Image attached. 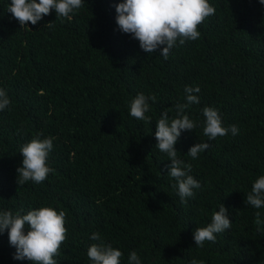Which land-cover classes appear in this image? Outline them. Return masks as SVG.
Returning a JSON list of instances; mask_svg holds the SVG:
<instances>
[{
  "label": "trees",
  "instance_id": "16d2710c",
  "mask_svg": "<svg viewBox=\"0 0 264 264\" xmlns=\"http://www.w3.org/2000/svg\"><path fill=\"white\" fill-rule=\"evenodd\" d=\"M120 2L83 0L71 20L53 9L22 28L7 11L11 0H0V89L11 101L0 111V211L63 210L68 232L57 264H92L94 232L122 251L121 264L132 251L141 264H264V231L254 223L257 211L264 220V207L245 204L264 175V4L209 0L216 11L199 26L200 37L164 59L119 30ZM186 86L200 88V102L185 110L197 127L182 131L175 148L202 187L182 203L155 132L164 109L176 118ZM139 93L156 97L146 113L151 123L129 114ZM205 107L239 133L206 137ZM41 133L54 138L48 165L55 172L20 186V149ZM197 143L210 146L192 159ZM222 203L231 228L197 247L194 231ZM15 252L7 231L0 234V264H30Z\"/></svg>",
  "mask_w": 264,
  "mask_h": 264
},
{
  "label": "clouds",
  "instance_id": "9594fccd",
  "mask_svg": "<svg viewBox=\"0 0 264 264\" xmlns=\"http://www.w3.org/2000/svg\"><path fill=\"white\" fill-rule=\"evenodd\" d=\"M260 3L264 4V0H260ZM82 7L83 0H11L7 11L23 28L28 26L29 22L36 25L53 9L57 19L71 20L72 15ZM115 8L119 30L138 40L140 48L148 54L156 53L159 49V54L164 59L169 58L174 47L184 45L187 40L198 39L201 35L199 26L216 11L209 0H122ZM47 26L51 27L52 23ZM184 91L186 103L175 105L176 118L170 120L169 113L172 109H164L157 121L155 132V147L166 153L171 161L167 165V174L175 179L173 187L177 188L182 203L195 195L194 189L202 187L201 183L190 175L191 163L179 159L175 148L182 131H192L197 127V122L190 119L185 110L200 102L199 96L196 95L200 88L186 86ZM149 101L155 102L156 97L137 94L130 102V116L151 123V116L146 115L150 111ZM10 103L6 91L0 89V111L5 110ZM203 116V134L210 140L226 136L229 132L233 136L239 133L236 125L223 126L219 110L214 107L203 108ZM41 136L42 133L20 149L23 156L22 166L17 168V183L20 186L29 181L41 183L50 173L55 172V169L48 165L54 138L41 139ZM209 146L208 143H197L189 149L187 155L197 159L198 154ZM245 204L256 209L264 207V175L255 180L251 192L246 195ZM254 223L258 226L257 231H264V220L261 219L259 211L255 213ZM231 224L228 209L222 203L219 210L214 211L211 222L194 231L195 245L203 248L206 241L215 242L216 234L229 230ZM5 231L10 244L16 248L14 259H26L30 264H57L54 257L59 255L61 245L67 239L66 213L53 207H41L26 214L0 211V234ZM90 239L96 241L87 251L92 264H121L122 251L105 243L99 232L92 233ZM128 264H141V258L136 251L130 253ZM190 264L205 262L193 258Z\"/></svg>",
  "mask_w": 264,
  "mask_h": 264
}]
</instances>
